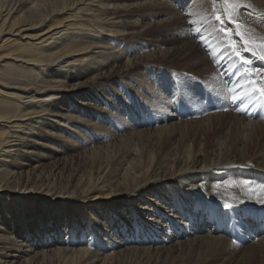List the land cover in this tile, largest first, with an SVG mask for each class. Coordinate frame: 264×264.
Returning a JSON list of instances; mask_svg holds the SVG:
<instances>
[{"label": "bare ground", "instance_id": "6f19581e", "mask_svg": "<svg viewBox=\"0 0 264 264\" xmlns=\"http://www.w3.org/2000/svg\"><path fill=\"white\" fill-rule=\"evenodd\" d=\"M241 2L264 33V0ZM209 10L0 0V264H264V193L243 186L264 183V109L206 108Z\"/></svg>", "mask_w": 264, "mask_h": 264}, {"label": "snow or ice", "instance_id": "6c2138e0", "mask_svg": "<svg viewBox=\"0 0 264 264\" xmlns=\"http://www.w3.org/2000/svg\"><path fill=\"white\" fill-rule=\"evenodd\" d=\"M175 3L183 11L191 0H186L183 6L179 0H175ZM186 15L190 17L191 13ZM245 16L248 19L253 18L249 6L241 0H210V10L193 32V38L205 48L223 76L224 87L208 91L206 103L215 108L221 99L231 101L233 104L239 101L243 106L237 105L234 109L238 113L247 112L250 108L257 106L264 109V33L253 31L244 19ZM188 23L197 22L189 19ZM205 32L217 41L215 47L209 44L208 38L204 35ZM252 57L261 61L259 67L255 66ZM201 99L204 97L202 96ZM217 110L227 111L228 109ZM259 117L264 119V113L259 114ZM243 186L252 188L253 192L259 189L261 193H264V183L244 181ZM259 203L264 205V199H260ZM231 208L232 205L225 203L222 205L221 212ZM235 243L234 240L233 244Z\"/></svg>", "mask_w": 264, "mask_h": 264}, {"label": "rangeland", "instance_id": "374dc122", "mask_svg": "<svg viewBox=\"0 0 264 264\" xmlns=\"http://www.w3.org/2000/svg\"><path fill=\"white\" fill-rule=\"evenodd\" d=\"M177 83V82H176ZM175 82H174V85L176 84ZM177 86V85H176ZM177 91V90H176ZM176 95V94H175ZM180 96L179 97H181V104L180 103H176V105H175V108H178L181 112H183V111H186L187 112V110H185L184 108H188L189 110H191L190 109V105L188 104V103H186V100H185V97H184V94L181 92V94H179ZM207 95H208V93H206V98H207ZM187 104H188V107H186L187 106ZM205 106H206V108L208 109V111H209V113L210 114H213V112H215V109H216V111H217V108L215 107H213L212 105H209V104H207L206 103V100H205ZM192 107V106H191ZM146 109H149L148 108V106L146 107ZM212 111V112H211ZM215 113H217V112H215ZM201 125V124H200ZM200 125H198V126H200ZM202 126V125H201ZM200 126V127H201ZM202 127H204V126H202ZM188 129L187 130H185L188 134H193L194 132H196V128H192L191 126H188L187 127ZM192 132V133H191ZM69 174H67V173H61V174H58L57 176H56V181L55 182H53V183H55V184H62L63 182H66L68 179H69ZM50 179L51 180H55V177L54 176H50ZM259 262H261V260H259V257H254L253 255L252 256H248L241 264H258Z\"/></svg>", "mask_w": 264, "mask_h": 264}]
</instances>
